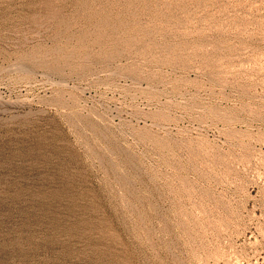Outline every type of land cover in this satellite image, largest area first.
I'll return each instance as SVG.
<instances>
[{
    "label": "rangeland",
    "instance_id": "rangeland-1",
    "mask_svg": "<svg viewBox=\"0 0 264 264\" xmlns=\"http://www.w3.org/2000/svg\"><path fill=\"white\" fill-rule=\"evenodd\" d=\"M0 264H264V0H0Z\"/></svg>",
    "mask_w": 264,
    "mask_h": 264
}]
</instances>
